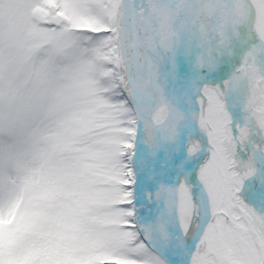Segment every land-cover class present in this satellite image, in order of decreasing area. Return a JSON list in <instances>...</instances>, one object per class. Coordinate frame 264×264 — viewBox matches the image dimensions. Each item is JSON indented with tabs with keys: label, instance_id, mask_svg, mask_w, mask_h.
Listing matches in <instances>:
<instances>
[{
	"label": "snow or ice",
	"instance_id": "1",
	"mask_svg": "<svg viewBox=\"0 0 264 264\" xmlns=\"http://www.w3.org/2000/svg\"><path fill=\"white\" fill-rule=\"evenodd\" d=\"M71 51L55 128L0 177V264H264V0H0Z\"/></svg>",
	"mask_w": 264,
	"mask_h": 264
},
{
	"label": "rangeland",
	"instance_id": "2",
	"mask_svg": "<svg viewBox=\"0 0 264 264\" xmlns=\"http://www.w3.org/2000/svg\"><path fill=\"white\" fill-rule=\"evenodd\" d=\"M79 78L71 51L40 47L0 29V177L15 179L46 145L41 132L59 125Z\"/></svg>",
	"mask_w": 264,
	"mask_h": 264
}]
</instances>
